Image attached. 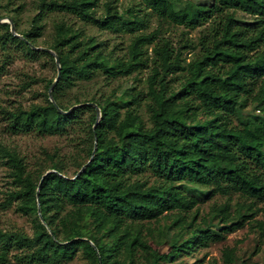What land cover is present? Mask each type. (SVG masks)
Listing matches in <instances>:
<instances>
[{
    "label": "trees",
    "instance_id": "obj_1",
    "mask_svg": "<svg viewBox=\"0 0 264 264\" xmlns=\"http://www.w3.org/2000/svg\"><path fill=\"white\" fill-rule=\"evenodd\" d=\"M144 2L161 21L203 27L197 44L187 41L182 46L198 52L187 61L181 49L156 29L133 36L126 56H114L82 30L55 23L49 48L59 55L61 77L54 99L63 111L94 102L101 118L97 123L96 110L88 105L62 113L49 99L45 105L10 113L16 132L59 135L69 134L80 115L87 113L89 125L83 123L89 145L72 175L64 161H54L50 168L56 172L47 174L41 185L17 153L2 149L19 187L10 192L7 205L34 214L36 230L28 236L0 227V264L11 261L12 249L20 251L12 257L23 264H57L72 259L79 250L88 264L171 263L219 237L210 224H196L197 212L188 223L193 209L210 193L237 194L241 199L233 214L229 204L213 207L212 214L223 225L220 231L242 228L253 218L258 202L264 201V114H245L249 104L264 112V0L181 1V9L171 0ZM36 4L32 27L18 30L24 39L13 36L8 23L0 24L6 31L3 45L12 42L31 56L52 58L32 49L26 40L35 45L41 22L54 12L114 32L134 31L142 22L124 19L113 2L105 3L104 16H96L99 0H38ZM238 10L253 21L242 22ZM149 62L145 93L132 88L115 99H76L70 107L62 102L65 88L77 80L89 81L100 73L108 80L129 77ZM141 100L149 124L134 107ZM122 109H126L123 117ZM147 172L156 178L154 183L142 177ZM171 215L169 229L177 232L172 237L170 231L166 234L162 250L147 223ZM225 255L227 264L235 260L233 250Z\"/></svg>",
    "mask_w": 264,
    "mask_h": 264
},
{
    "label": "rangeland",
    "instance_id": "obj_2",
    "mask_svg": "<svg viewBox=\"0 0 264 264\" xmlns=\"http://www.w3.org/2000/svg\"><path fill=\"white\" fill-rule=\"evenodd\" d=\"M38 0H0V19L15 18L18 30L27 31L32 27L33 19L36 16ZM176 9L183 8L181 1H191L196 4H211L212 0H171ZM113 2L118 14L128 21L141 20L134 31L114 32L103 30L92 22L82 21L80 18L64 13L54 12L48 15L42 22L41 35L37 37L35 46L49 48L55 34V23L66 22L75 29L82 30L87 36L94 37L105 44L107 53L114 56H126L128 47L133 36L141 33H151L159 29L161 36H164L178 49L183 52V57L190 61L198 52V48L190 49L185 43H198L203 27L191 29L185 25H177L171 21H161L156 12L149 7L144 0H99L96 8V16L105 15V3ZM237 17L242 22H252L253 17L238 10ZM4 24V23H1ZM11 31V30H10ZM5 29L0 27V227L6 232L23 233L33 236L36 230L34 214H25L16 209V205H7L10 192L18 190V185L12 175L11 165L2 154V149L11 150L23 159L28 172L33 173L37 179L42 177L51 169L54 161L62 160L66 164V171L72 175L77 164L85 158L89 138L86 136V126L89 125L88 114L80 115L79 123L69 134H42L39 132H16L11 128L10 113L19 110H28L34 105H45L49 96V85L58 76L57 64L54 56L45 55L31 56L18 45L9 42L2 44ZM153 46H149V54L153 55ZM149 66L132 74L129 77H118L106 79L102 73L96 75L92 80H77L73 85L67 86L61 96L66 106H71L76 99L81 101L115 99L117 96L132 88L135 90L147 91V76ZM181 80V79H180ZM175 85V84H174ZM179 85V79L176 86ZM51 101V100H50ZM139 113L144 121L149 124V117L146 111L145 102L141 100L138 105ZM126 109H122V117ZM245 114L262 115L264 112L255 109L249 104ZM149 183H154L156 178L149 172L142 176ZM241 199L237 194L223 195L221 193H210L199 201L189 216L188 223L192 221L193 214L197 212V223L202 226L210 224L211 229L216 230L219 237L210 241L207 247L197 250L189 255H182L171 263L164 264H227L226 250H233L235 260L230 264H264V201L258 202L253 218L246 222L242 228L234 232L220 231L222 224L218 217H214L212 209L214 206L229 204L230 212L233 214L238 208ZM173 216L161 217L158 221L147 223L152 229L157 244L162 245L165 250L166 234L170 231L172 237L176 229H169ZM186 238V235H183ZM12 249L11 261L7 264H23L16 261L12 256L19 253ZM42 264V263H38ZM57 264H88L82 250H79L72 259L64 260Z\"/></svg>",
    "mask_w": 264,
    "mask_h": 264
},
{
    "label": "water",
    "instance_id": "obj_3",
    "mask_svg": "<svg viewBox=\"0 0 264 264\" xmlns=\"http://www.w3.org/2000/svg\"><path fill=\"white\" fill-rule=\"evenodd\" d=\"M1 23H8L10 25V30H11V33L13 36L15 37H18V38H21V39H24V37L22 35H20L18 32H17V28H16V24L14 22V20L12 18H7L6 20L4 19H0V24ZM26 42L29 44V46L34 49V50H38V51H43V52H46V53H49L51 54L52 56H54L55 60H56V64H57V69H58V76L56 78V80L53 82V84L50 86V90H49V96H50V100L51 102L57 107V109L62 112V113H70L71 111H73L74 109L82 106V105H88V106H92L93 108H95L96 110V113H97V123L100 121V118H101V110H100V107L94 103V102H88L86 104H79V105H76V106H73L72 108H70L68 111H63L59 105L57 104L56 100L54 99V95H53V91H54V88L56 87V85L58 84V81L61 77V64H60V58H59V55L53 50V49H50V48H46V47H38V46H35L33 45L32 43H30L29 41L26 40ZM96 147H97V141L95 142V148H94V151L96 150ZM94 155V154H93ZM87 164L84 165L82 167V169L77 173L76 176H78L85 168H86ZM52 172H56L55 170H51L49 172H47L43 177H42V180L40 182V185L42 184L44 178L47 176V174L49 173H52ZM75 176V177H76ZM37 196H39V190L37 191ZM38 204L40 205V202H39V199H38ZM39 214H41V210L39 208ZM90 243L96 248V246L94 245V243L92 241H90Z\"/></svg>",
    "mask_w": 264,
    "mask_h": 264
}]
</instances>
